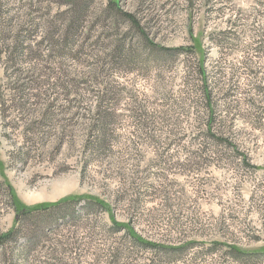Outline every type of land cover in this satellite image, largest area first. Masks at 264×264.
I'll return each mask as SVG.
<instances>
[{
    "label": "rangeland",
    "instance_id": "374dc122",
    "mask_svg": "<svg viewBox=\"0 0 264 264\" xmlns=\"http://www.w3.org/2000/svg\"><path fill=\"white\" fill-rule=\"evenodd\" d=\"M263 5L0 0V264H264Z\"/></svg>",
    "mask_w": 264,
    "mask_h": 264
},
{
    "label": "trees",
    "instance_id": "16d2710c",
    "mask_svg": "<svg viewBox=\"0 0 264 264\" xmlns=\"http://www.w3.org/2000/svg\"><path fill=\"white\" fill-rule=\"evenodd\" d=\"M263 8H264V5H263ZM146 39H148V38L146 37ZM151 46H153L154 48H160V49L165 50V51H182V50H184V48H176V49L161 48V47H158L156 44L155 45L151 44ZM199 74H200V79L202 81L203 95L205 97V100H206V103H207V108L209 110V118H210V121L212 122L213 118L216 117V104L214 102V95H213L214 94V90H213L214 87L211 84L208 70H207V68L205 66V63L203 61H200ZM232 90H233V93L237 92V90L235 88H233ZM213 136L216 137V134H213ZM217 139L218 140H222V141H228L227 139H225L223 137H218ZM69 201H72V200L71 199H68L66 201L63 200L62 202H58V203H55V204H44V205H39V206L32 207V208L23 207V209L21 210V213L23 215H26V214H30V213L36 212V211H46V210H48V209H50L52 207L60 206L61 204H65L66 202H69ZM96 203H98L99 205H101L105 209L108 208V206L102 201H96ZM116 225H118V224H116ZM14 231H15V229H13L9 233L1 236L0 237V242L4 243L7 239H10ZM133 238L136 241L140 242V243H143V244H146V245L147 244L148 245H152L153 247H157V248H164V249H180V248H182V247H179V248H177V247H167V246L161 245V244L149 243L147 241H144V240H141V239L137 238L136 236L133 237ZM233 251H236L237 253L243 254V255L249 254V253H245V252L241 251L240 249H238L236 247H233Z\"/></svg>",
    "mask_w": 264,
    "mask_h": 264
}]
</instances>
